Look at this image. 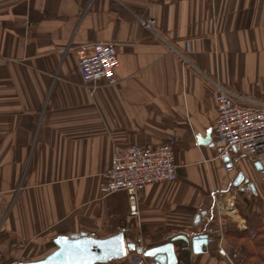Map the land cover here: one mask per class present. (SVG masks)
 <instances>
[{
  "label": "crops",
  "instance_id": "0c3cea01",
  "mask_svg": "<svg viewBox=\"0 0 264 264\" xmlns=\"http://www.w3.org/2000/svg\"><path fill=\"white\" fill-rule=\"evenodd\" d=\"M97 41L114 43L119 66L91 89L76 52ZM215 83L264 101V0H0V264L38 260L61 234L127 226L131 242L157 244L206 230L193 218L200 203L210 214L224 174ZM169 136L178 176L146 185L130 217L126 192L99 189L111 154ZM190 264L225 262L207 244Z\"/></svg>",
  "mask_w": 264,
  "mask_h": 264
},
{
  "label": "built area",
  "instance_id": "2783aa9c",
  "mask_svg": "<svg viewBox=\"0 0 264 264\" xmlns=\"http://www.w3.org/2000/svg\"><path fill=\"white\" fill-rule=\"evenodd\" d=\"M154 24L153 18L141 20V25L146 29L152 30ZM76 54L80 78L89 88L93 89L100 81L115 83V71L119 66V60L113 42H90L81 45ZM214 85L216 88L214 96L216 116L212 129L214 156L224 165L225 171L230 172L235 168L233 153L258 159L264 155V101L245 99L230 88L218 83ZM177 169L172 136L156 146L128 145L111 154L110 165L102 174L99 189L103 194L126 192L128 214L130 217H138L139 192L148 184L174 181L178 176ZM224 194L228 195V198L222 199L221 196ZM235 194L233 184L229 185L226 191L217 189L211 192L208 210L217 225H208L204 231L208 234L207 244H212L215 253L224 257L227 264H247L230 257L224 246L223 229L227 228L228 224L223 218L229 219L237 214L233 201ZM196 210L201 214L207 208L200 203ZM205 219V215H202L201 221L204 222ZM234 223L241 227L238 221ZM129 230L130 228L126 226L120 231L127 233ZM145 259L141 256L137 264H146Z\"/></svg>",
  "mask_w": 264,
  "mask_h": 264
},
{
  "label": "water",
  "instance_id": "95a60500",
  "mask_svg": "<svg viewBox=\"0 0 264 264\" xmlns=\"http://www.w3.org/2000/svg\"><path fill=\"white\" fill-rule=\"evenodd\" d=\"M196 138L199 144H211V129L206 131L204 137L197 134ZM255 167L256 170H263V164L260 161L255 162ZM240 183L246 184L253 193H256L254 183L242 172L237 173L233 185L238 186ZM202 215L204 213L194 215L193 225L195 227L201 225ZM207 238L208 234L205 231L192 235L177 233L165 242L144 247L140 238L137 243L131 242L129 236L123 231L105 237H94L86 232L61 234L53 238L55 248L44 257L20 264L107 263L126 257L128 251H135L137 254L150 258L154 264H177L179 261L190 264L192 254L198 255L204 251Z\"/></svg>",
  "mask_w": 264,
  "mask_h": 264
},
{
  "label": "rangeland",
  "instance_id": "374dc122",
  "mask_svg": "<svg viewBox=\"0 0 264 264\" xmlns=\"http://www.w3.org/2000/svg\"><path fill=\"white\" fill-rule=\"evenodd\" d=\"M232 158L237 160L238 166H235V168L233 170H231L230 172L225 171L224 165L221 163L223 170H224V174H221V176L219 177V180L221 181L220 184H222L220 187L221 190L226 191V189L229 187V185L233 184V181L235 179L236 174L238 172H242L244 176H246L252 180V182L254 183L255 191H256V193H253L252 190L247 189L246 188L247 185L243 184V183H240L238 186H235L236 194H235V198L233 201H234V206L236 207L237 214H234L230 218L237 220L238 223L241 225V227H237L236 223H234L232 221H227L226 223L228 224V226H227V228L223 229V237H224V241L226 242V245H227V247H226L227 253L230 257H232L234 259L235 257L232 256V251H231V248L228 244V238L226 237L225 232L228 230H230V231H241V230H244L246 228V220L241 215V213H242L241 208H244V206L246 205V200H252L253 210L264 213V179L261 178L259 175L260 170H256V167H255V162L260 161L259 159H256V158L251 157V156H246L244 154L239 155V154H235V153L232 154ZM262 164L264 167V159L262 160ZM242 188H243V190H242ZM221 198L226 199V198H228V195L224 194L223 196H221ZM202 199H205V198H202ZM198 200H201V199L199 198ZM210 200H211V198H210ZM209 215H211V212ZM216 223L217 222L213 220V221L209 222V225L215 226V225H217ZM128 233L129 232H127L126 234L129 236L130 233L129 234ZM156 233H157L156 231L153 232L154 235ZM134 235H136V234L134 233L130 236L133 239H135ZM166 238H168V237L163 238L161 241H163ZM156 241H159V239H156L155 241L148 240V241H146V243H144L142 245L144 247H149V246H151L150 244L155 243ZM130 254H136V255H134L132 258H130V257H128ZM128 256H126L122 259H119L121 261V264H125L126 261H127L126 263L137 264V262L139 261V259L142 255L137 254L135 251H128ZM145 258H146L145 259L146 264H154L152 259L147 258V257H145ZM222 258H223L225 264H227L226 259L224 257H222ZM242 262L247 263V264H253V261H251L249 259L242 261ZM179 263H181V262H179ZM260 264H264V262H261Z\"/></svg>",
  "mask_w": 264,
  "mask_h": 264
},
{
  "label": "trees",
  "instance_id": "16d2710c",
  "mask_svg": "<svg viewBox=\"0 0 264 264\" xmlns=\"http://www.w3.org/2000/svg\"><path fill=\"white\" fill-rule=\"evenodd\" d=\"M241 212V215L246 220V228L241 231L228 230L225 232L232 256L239 262L249 259L253 261V264H260L264 262V213L253 210L252 200H246V205L241 208ZM211 221L212 216L208 214L203 224ZM168 239L169 237L160 242H165ZM224 246L225 248L227 247L225 241ZM97 264H121V261L111 260L107 263Z\"/></svg>",
  "mask_w": 264,
  "mask_h": 264
},
{
  "label": "flooded vegetation",
  "instance_id": "af4514ba",
  "mask_svg": "<svg viewBox=\"0 0 264 264\" xmlns=\"http://www.w3.org/2000/svg\"><path fill=\"white\" fill-rule=\"evenodd\" d=\"M264 167H263V170H260V173H259V175H260V177L261 178H263L264 179ZM237 175V174H236ZM201 228V227H200ZM202 229V228H201Z\"/></svg>",
  "mask_w": 264,
  "mask_h": 264
}]
</instances>
